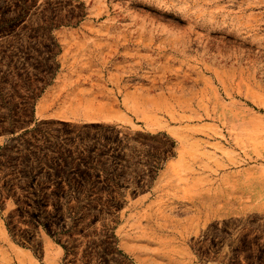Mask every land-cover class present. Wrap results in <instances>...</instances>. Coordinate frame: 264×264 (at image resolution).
I'll use <instances>...</instances> for the list:
<instances>
[{
	"label": "rangeland",
	"instance_id": "374dc122",
	"mask_svg": "<svg viewBox=\"0 0 264 264\" xmlns=\"http://www.w3.org/2000/svg\"><path fill=\"white\" fill-rule=\"evenodd\" d=\"M0 264H264V0H0Z\"/></svg>",
	"mask_w": 264,
	"mask_h": 264
}]
</instances>
